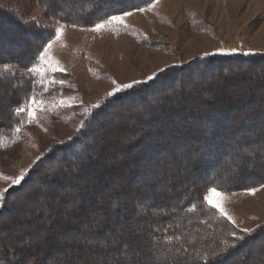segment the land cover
I'll return each mask as SVG.
<instances>
[{"label": "rangeland", "instance_id": "374dc122", "mask_svg": "<svg viewBox=\"0 0 264 264\" xmlns=\"http://www.w3.org/2000/svg\"><path fill=\"white\" fill-rule=\"evenodd\" d=\"M115 1L121 2L123 8L115 4L116 11L103 19L93 22L81 18L82 21L76 22L77 14L87 10L80 0H0V190L8 189L0 206V264L16 261L19 264H157L156 257L160 255L168 258L161 264H204L203 259L194 258L204 252L191 249L200 245L197 238L202 235L212 238L211 242L225 238L228 247L234 240L230 235L234 231L244 238L259 234L264 239V172L247 174L248 170L244 169L238 174L229 173L244 181L243 185H250L242 189L227 184L223 206L235 225L203 200L214 186L212 182L227 175L223 176L217 165L223 166L225 172L231 170L227 162L241 161L234 158L233 152L244 150L243 140L248 141H244V148L252 152L255 144L249 143L252 134L262 132L264 140V131L246 119V112L252 108L247 91L252 86L236 78L240 76L236 67L221 64L224 66L215 77L218 79L219 75L222 83L211 80L208 87L212 93L202 98L204 107L217 91L234 101L232 112L226 116L217 114L218 119L208 122L209 126L203 125L208 114L200 116L193 112L183 120V109L190 103L185 92L170 100L165 95L155 98L152 94V100L145 103L143 93L124 95L132 89L107 96L117 85L146 80L154 74L156 79L148 83L155 85L165 73L168 74L165 91L173 95L179 86L173 78L181 75L182 67L200 58L230 59L249 50L264 54V0H159L158 3L153 0L144 6H137L133 0ZM63 3L71 21L58 17L52 8ZM153 3L155 7L151 10H138ZM24 5L31 10L22 12ZM123 12H131L124 17L123 24L90 30L95 23ZM33 16L42 27L36 26ZM58 18L66 26L49 55L65 69L54 75L66 83L53 86L50 91L57 95L44 94V98L58 102L59 94L73 97L68 100L71 107L59 108L49 102L43 111L36 113L35 120L28 122L23 114L17 117L14 110L23 105L33 90L41 93L42 86L35 88L27 68L54 35ZM230 49H237V54L214 55ZM236 79V84L231 82ZM148 83L136 87H146ZM147 96L151 98L150 94ZM157 99L164 103L160 105ZM95 104L100 107L92 111L89 106ZM168 106L176 108L168 122L156 119ZM150 109L155 111L151 130L156 129L157 137L160 131L164 134L155 145L153 141L146 143L147 139L136 140L141 124L145 128L152 119ZM17 126L21 129L19 133L15 131ZM84 134L90 140H85ZM182 137L187 139L186 153L179 145ZM70 138L84 140V147L91 150L96 165L84 159L79 167L58 163L57 146ZM260 143L258 140L257 144ZM211 167L217 172L212 173ZM21 171L27 173L21 183H25L23 187L12 185V180L5 178L14 179ZM155 181L170 188L157 190ZM251 188L258 191L250 194ZM82 189L90 193L88 200ZM148 190L154 200L147 197ZM210 198L214 202L221 200L216 195ZM181 207L186 208V214L177 213ZM124 209L129 213L126 218L111 222L112 212L122 213ZM166 221L178 225L173 233H168L182 242L177 247L170 246L173 250L150 242L156 234H150L148 228L157 222L156 228L163 232L160 223ZM242 229L255 231L247 235ZM59 241L70 246L61 250ZM222 245L225 247L224 242ZM246 248L232 257L231 264H264L263 241L256 242L247 253ZM219 251L222 253V249H211L210 253ZM110 252L112 261L108 263L106 256ZM214 256L211 254L209 259Z\"/></svg>", "mask_w": 264, "mask_h": 264}, {"label": "trees", "instance_id": "16d2710c", "mask_svg": "<svg viewBox=\"0 0 264 264\" xmlns=\"http://www.w3.org/2000/svg\"><path fill=\"white\" fill-rule=\"evenodd\" d=\"M134 3L137 6H144L147 3H150L153 0H133ZM71 5H74V2L70 1ZM69 3V4H70ZM78 3V2H76ZM80 5L82 4L84 6L85 9L84 11H80L77 14V17L79 19H75L76 22H80L82 20H80L81 18H89L91 19L93 22L97 21L98 19H103L105 17H107L109 14H113L116 11L115 8V4H118L121 7V2L119 1H115V0H80ZM112 5H114L112 7ZM66 5H55L52 6L53 10L56 12V14L58 15V17H60L61 19L67 21L68 19L70 20L71 18H69L68 16H66L67 14L64 11ZM123 8V7H121ZM71 21V20H70ZM74 21V22H75ZM221 64H226L229 67H233L235 68L237 71L239 70L240 72V76L236 77L239 81H244V83L246 82V84L248 86H252L251 91H247L248 92V101L250 102V104H252V108L246 112L245 116L247 120H251L252 125L256 126L257 128L261 129L264 131V54H256L254 56H234L230 59L227 58H215L214 57H203L200 58L199 60H197V62H192L189 65H185L184 68H181L182 73H180L181 75H178L177 78H173V80H177L179 82V86L177 87V92L173 95L167 94V91H165L164 85L166 84L167 81V76L168 74L165 73L163 75H161L160 80H157V82L155 85L152 84V82L148 83L146 85V87H136L134 90H130L127 91L126 93H124V95L129 94V93H133V94H142L145 95V97L143 98V101L145 103L149 100H152V94L154 95L153 97H157V95L163 96L165 95V98L167 97L169 100L170 99H174L178 96L179 93H186L187 96L189 97V102L193 103V102H197L195 104V106H191L190 105H186L185 109H183V111L185 112L183 115V120H185L184 117H189L191 115H193V112H196V114L201 115H206L208 114V120H206L203 125H208V122H211L212 120H217L218 116L217 114H222V115H227L229 112H232L231 107L233 106L234 101L231 100V98L227 99L226 95H222L221 93H219L218 91L216 93H213V97H211V99L206 102L207 107L203 106V101L202 98L209 94L212 93V91L210 90L211 88L208 87L209 84H211V80L215 81H219V83H222L220 81L219 75H218V79L217 76L215 77V74L219 71V69H221ZM177 72H175L174 74H176ZM222 79V78H221ZM236 79V81H231V82H235V84L238 82V80ZM225 83V82H223ZM226 84V83H225ZM35 88L37 87L36 85H34ZM34 88V89H35ZM214 91V90H213ZM238 93L243 94L244 91H237ZM236 93V91H235ZM150 94V97L147 96ZM240 94V99L244 100L245 98L242 97ZM122 95V96H124ZM230 97V96H228ZM158 98V97H157ZM111 100V99H110ZM158 100V99H157ZM153 102V101H152ZM158 102L160 103V105H162L164 103V101L162 102V100H158ZM218 102V103H216ZM222 103V105L220 106L219 103ZM242 103V101H239ZM187 103V102H186ZM185 104V102H184ZM213 106V107H212ZM176 109V108H174ZM170 106L166 107L163 110V113L161 115L158 116H154L156 119L157 118H162L165 122H168V117L170 116V114H172L173 110ZM147 110H149V108H147ZM261 113L260 118L258 117V115ZM151 114L152 119L147 121L146 123V127L143 128L144 126H142L141 124V130H139V132L137 133V130L134 131V133L136 134V140L140 141V140H145L147 139L146 143H150L151 141H153L154 145H155V141L159 140V137H162V135L164 136L163 132L160 131L161 134H159V136L157 137L156 135H154V132H156V129H152L151 127L154 126V120H153V113H155V111H153V109H150V111L148 112ZM257 113H259L257 115ZM210 114V115H209ZM254 116V117H252ZM169 123L173 124L172 121H169ZM135 126V124L133 125ZM213 126V125H212ZM130 128H132V125H129ZM143 128V129H142ZM136 129V128H135ZM148 129V130H147ZM203 129V128H202ZM132 131V130H131ZM202 132V130H200ZM203 131H207V128L203 129ZM168 132V131H166ZM153 133V134H152ZM133 134V132L131 133ZM262 132L261 133H256V134H252L253 139L249 140V143H255L253 146V152L251 150H248L244 148L243 144L244 141H246L245 143H248V141L245 139L243 140V142L241 143V149H244L242 152L241 151H234L233 152V156L234 158L238 159L240 158L241 161H243V165L242 166H237L238 162L236 161V163L234 164L233 161L229 160V162H227V166L228 167H232L231 170H227V172L224 171V167L221 165H217L216 167L219 170H223L222 174L223 176L225 174H227L226 176H224V178H219L217 180H214L215 183H220V182H224L225 177H227V184L230 186H235L237 188H248L247 184H242L243 182H240L239 179L236 176H230L229 173H240V171H243L244 169L247 171L248 173H259V172H264V140L262 139ZM85 140H88V136L86 134L83 135ZM186 137V136H184ZM182 137L183 139H181L179 141V145L182 147L181 150H184L185 153L188 152L187 146H185V141L187 140L186 138ZM81 138V136H80ZM80 138H73L69 141H67L66 143L57 146V152H55V154H58L57 159H58V163H72L73 165H76L77 167H79L80 165H82L81 160H87L88 163H90L91 161L96 162L94 156L91 154V150L86 149L87 146L84 147V140H80ZM90 140V139H89ZM259 140V142H261L260 144H257V141ZM150 141V142H149ZM82 142V143H81ZM87 142V141H86ZM133 141H131L132 143ZM263 142V143H262ZM89 143V141H88ZM88 143H86V145H88ZM129 143V142H128ZM135 143V142H134ZM133 143V144H134ZM240 144V142H239ZM83 146V147H82ZM243 146V147H242ZM238 147V146H237ZM220 154H223V152H220ZM176 157V156H175ZM226 156H224L223 158H225ZM229 157V156H228ZM185 160V158H180ZM172 159H170L171 161ZM96 165V164H95ZM212 169V173H216L217 169L215 170V168L213 169V167H211ZM67 173V172H66ZM58 177V176H56ZM55 177V178H56ZM57 180V179H56ZM212 182V183H214ZM25 184V183H24ZM24 184L21 185V187L24 186ZM170 184V183H169ZM156 185L155 188H157V190L160 191H166V189L170 188V186H168L167 184V188L164 187V185H161V182L159 181H155L154 186ZM236 188V189H237ZM16 189V188H15ZM83 192V196L84 198H86L87 200L89 199L90 193H86V189L85 190H81V193ZM148 193V198L154 200V195L152 194V192H150L149 190L147 191ZM192 197V196H190ZM189 198V197H188ZM94 200V199H93ZM90 200V203H92V205H94V201ZM93 201V202H92ZM86 207L85 204L82 205V207ZM90 210H92V208L90 207ZM125 210V209H124ZM121 211L122 213L118 212V211H113L112 215L113 218L111 222H117L118 219L121 218V220H124L126 218V215L129 214L128 210L125 211ZM177 213L179 212L180 214H186V208L185 207H181L180 210H176ZM209 216H211V214H208ZM120 217V218H119ZM208 223H210V227L211 229H213L212 227V220L210 218L207 219ZM160 221V220H159ZM158 221V222H159ZM172 221V220H171ZM165 222L164 223H160V228L163 226V232H160L159 229H157V222H154V226L151 228H148V230H150V234L154 233L156 234V238L154 240H151L150 242L152 243H156V244H161L164 245L165 247H169L171 250H173L174 248L172 247H177V244L179 242H181L180 238L178 240L173 239L171 242L168 243H164V237L169 235L168 233H173L175 230L177 229L176 227L178 225H174L172 222ZM119 222V221H118ZM214 223H216L215 220H213ZM196 227L197 230H204L203 228H199ZM142 229V227H141ZM146 229V228H145ZM159 237V238H158ZM220 238V237H219ZM183 239V238H182ZM197 240H199L200 245L198 247H195L194 249L191 248L192 250H199V251H203L205 255H207L208 257L211 254L215 255L214 253H210L211 249L212 251L214 250H221L222 249V253L221 257L222 258H216V259H209L208 264H221V262H228L227 264H231L233 261H231L232 257L236 256L239 251H242L245 249V246L248 247L247 250H245V253H247L249 251V249H251L252 247H254V244L258 241H263L264 239H262V237L259 234L256 235H251V236H245V238L243 240H239V242L236 243V246L234 248L232 247H228L227 251H225V247H223L222 243L226 242L225 238H221V240L219 239L218 241H213L211 242L212 238H210L207 235H202L201 238H197ZM89 241V239H88ZM198 242V241H196ZM109 243V241L107 242ZM59 244L61 246V250H63V248H67L69 247L68 245L64 244L62 241H59ZM184 244V241H183ZM207 244V245H206ZM263 244V243H262ZM172 246V247H170ZM201 246V247H200ZM222 246V247H221ZM221 247V248H220ZM92 249V248H91ZM96 247H94L92 249V251H95ZM65 252V251H64ZM217 252V251H216ZM210 253V254H209ZM112 252H110V256H106V261L109 263L110 261H112L111 258ZM124 258V257H123ZM16 262H13L12 264H19ZM204 263V261H203Z\"/></svg>", "mask_w": 264, "mask_h": 264}, {"label": "snow or ice", "instance_id": "6c2138e0", "mask_svg": "<svg viewBox=\"0 0 264 264\" xmlns=\"http://www.w3.org/2000/svg\"><path fill=\"white\" fill-rule=\"evenodd\" d=\"M158 3L159 0H156ZM155 7V4H150L147 9L145 8H140L138 9L141 12L151 10V8ZM31 10L30 7L27 5H24L21 7V11L23 12L24 10ZM131 15V12H123L122 14H114L111 15L110 17L104 19L102 22L95 23V25L90 29L92 31H99L106 27L107 25L110 24H123L124 23V17ZM32 21L36 22L37 27H42V25L39 24V21L37 17L33 16ZM57 24L59 25L54 29V35L48 40V42L43 46L42 51H39L38 56L35 59V62L32 64L31 67L27 68V72L33 77V85H40L42 86L41 88V93L37 94L35 90H33V94L28 97L23 105L18 106L15 108L14 113L17 117L21 116L23 114L28 122H32L33 120L36 119V113L38 111H43L45 106L51 102L54 104V106L59 107V108H65V107H71V104L68 103V100L73 99V97H67L64 98L62 94L60 95V99L57 101H48L47 99L44 98V94L48 95H57V93H52L50 89L53 88L55 85H64L66 83V80L64 79H57L54 73L56 72H63L65 69L61 67L60 62L56 60L55 57L50 56V50L52 49L54 43L58 40L61 39V37L64 34V28H65V23H62L61 20L58 18L57 19ZM25 23H29V21H25ZM73 27L77 26L76 24L72 25ZM215 54H220V55H234L237 54V49H230V50H220L218 53ZM242 55L244 56H254L256 53L252 51H246L243 52ZM161 72L164 70L161 69ZM156 79V74L153 76L147 77L146 80L142 81H132L131 83H126L123 85H117L111 92L107 94L108 97H112L117 95L118 93L124 92L125 90L128 89H134L137 85L141 84H146L149 81H153ZM100 104H95L89 106V108L94 111L95 109L99 108ZM86 112H88L89 117H91V112H89V109H85ZM23 123V121H21ZM81 127H84V122L81 123ZM20 127L17 126L15 131L17 133L20 132ZM79 132V129H78ZM71 139V138H70ZM243 161L238 162L237 166H242ZM27 173L26 171H21L20 175L15 177L14 179L11 177H5L6 179H11L12 180V185H21L22 182L26 180ZM11 186V185H10ZM264 186V185H262ZM228 190L227 187V177H225L224 182L220 183H215L214 186L210 187L208 189V193L203 197L204 202L209 204V206L215 210H217L222 217H225L228 221H231L233 225H235V220L231 215L228 214L226 209L223 206V201L225 199L224 193ZM8 189L5 188L3 190H0V206H2L4 199H5V194L7 193ZM250 194H254L258 189L256 188H251L248 190ZM211 195H216L221 197L220 202H214L210 197ZM75 206V204H74ZM195 209V205H193V210ZM255 230L254 229H242L241 232L243 234L251 235ZM230 235L234 238L233 242L231 243L230 247L234 248L236 246V242L239 240L244 239V235H238L235 231L230 233ZM176 239H179V237H176ZM173 240L172 236H165L164 237V242L168 243ZM188 243H192L191 240L188 241ZM225 245V251H227L228 244L227 242H224ZM156 245L154 244L153 247ZM179 251V250H178ZM195 259H203L204 264H208L209 257L207 255H204L203 253H200L198 256L194 257ZM216 258H222L220 253L215 254L213 259ZM168 258L160 255L156 257L157 264H161V262L166 261Z\"/></svg>", "mask_w": 264, "mask_h": 264}]
</instances>
